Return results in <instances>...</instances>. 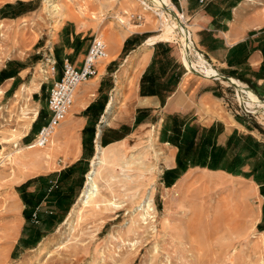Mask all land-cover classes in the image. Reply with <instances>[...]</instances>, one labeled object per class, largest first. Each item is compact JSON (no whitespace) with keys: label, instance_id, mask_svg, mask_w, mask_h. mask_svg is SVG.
Segmentation results:
<instances>
[{"label":"rangeland","instance_id":"1","mask_svg":"<svg viewBox=\"0 0 264 264\" xmlns=\"http://www.w3.org/2000/svg\"><path fill=\"white\" fill-rule=\"evenodd\" d=\"M160 12L154 0H0V19H10L0 22V65L24 54L32 70L0 100V264H264V102L224 79L211 110L221 119L207 128L182 116L160 132L156 119L148 128L138 125L141 120L135 128L125 125L132 135L124 143L100 145L108 152L97 167L94 199L81 202L93 156L72 187H56L74 190V198L52 193L16 241L21 223L11 201L13 167L17 158L29 157L21 136L39 118L40 91L46 102L45 86L35 91L31 76L46 67L50 34L68 18L100 23L97 33L107 42L102 60L112 27L153 28V36L166 20ZM132 13L143 19L130 18ZM163 41L183 56L180 30ZM191 48L203 70L207 57L194 56V42ZM224 122L233 128L221 143ZM40 148L30 153L38 156Z\"/></svg>","mask_w":264,"mask_h":264},{"label":"crops","instance_id":"2","mask_svg":"<svg viewBox=\"0 0 264 264\" xmlns=\"http://www.w3.org/2000/svg\"><path fill=\"white\" fill-rule=\"evenodd\" d=\"M172 2L191 26L186 24L197 51L194 56L204 57L201 52L204 53L207 57L204 59L216 71L214 74L221 71L238 79L237 83L242 85L237 84L235 90L255 95L244 83L250 82L264 94V0ZM9 20L3 18L0 22L4 24ZM99 25L89 19L68 18L50 34L44 44L49 54L46 67H42L40 72L36 69L31 76L38 82L35 91L45 86L46 102L42 104L40 91L39 118L21 136V143L31 141L50 119V87L62 75L64 59L69 58L76 67H82ZM154 30L128 31L127 26L112 27L108 35V58L98 62L96 75L79 84L67 117L59 124L52 140L40 148L38 156L26 148L23 152L28 154V159L24 162L16 159L13 167L15 176L11 181V201L18 208L17 216L21 223L16 241L25 222L32 220L33 213L40 216L48 207L46 204L52 193H68L69 197L65 199H73L74 190L67 192L56 187H72L79 168L88 166L91 158L97 157L99 146L124 143L132 135L130 127L135 128L136 122L141 120L143 123L138 125L148 128L156 119L158 132L165 122L181 120L182 116L186 120L203 121L202 124L206 125L203 127L207 128L214 123L217 116L211 110L215 108L214 102L219 101L216 93L224 88L220 82L224 81L223 78L190 71L186 65L191 67L188 60V57H193L191 50V55L189 53L184 61L168 42L158 40L148 44V40L155 36H151ZM53 58L56 60L54 74L49 70L48 61ZM25 60L21 54L10 55L2 61L0 100L12 93L16 82L20 84L32 72L31 65ZM102 121L104 123L100 124ZM232 128L224 122L218 141L224 143Z\"/></svg>","mask_w":264,"mask_h":264},{"label":"built area","instance_id":"3","mask_svg":"<svg viewBox=\"0 0 264 264\" xmlns=\"http://www.w3.org/2000/svg\"><path fill=\"white\" fill-rule=\"evenodd\" d=\"M130 18L142 20L143 14L132 13ZM106 51V40L100 34H95L82 67H76L69 58L64 59L62 75L56 78L50 87L48 106L52 112L51 117L39 128L33 139L25 143L24 146H27V148L44 146L50 141L55 129L66 118L75 100L77 87L79 84L98 73L97 64L102 57L106 56ZM48 61L50 72L54 74L56 70V60L53 58ZM101 123H104V121L100 122V124ZM16 145H18V143ZM34 215L37 217L36 213Z\"/></svg>","mask_w":264,"mask_h":264},{"label":"bare ground","instance_id":"4","mask_svg":"<svg viewBox=\"0 0 264 264\" xmlns=\"http://www.w3.org/2000/svg\"><path fill=\"white\" fill-rule=\"evenodd\" d=\"M154 1L156 2L157 5H159L161 7V12L160 13H161V15H164V14L166 15V20L164 22L162 21L163 23H162V27H161L160 33H158L157 35L151 37L148 40V44H153L154 42H156L158 40H170V39H173V37H175V35H176L177 30H180L181 34L185 38V46H184V49H182L183 59H184V61L187 60V56L189 54V51H187L186 48H187L188 45H190V47H192L193 46L192 45L193 42L191 43V41H190L188 43L186 41L185 26L183 24H181L179 22L178 18L175 16V14L171 12L172 8H174L175 6L171 3L170 0H154ZM180 16H182V15H180ZM189 35H190V38H191V34H189ZM105 55H107V51H106ZM190 55H191V53H190ZM190 58L188 57L189 62L191 60ZM198 63H199V60H196V59L191 60L190 66H194V67L198 68L199 67V64ZM186 66L191 71V67H189L188 65H186ZM202 69L207 74H214V73H216L215 69L213 67L209 66L208 63H202ZM232 80H234L236 82V84L242 85L241 82H238L237 83V80L238 79H235L233 77ZM255 95L260 100L264 101V99H261L256 93H255ZM261 107L264 108V106H261ZM253 111H255V110H253ZM44 146H35V147H44ZM20 151H21V149H19L17 151V153H20ZM107 152L108 151L104 150L101 146H99L98 153H97V157H96V159L92 163V169H91L90 173H88V180H87V183H86V189H85L84 194H83V196L81 198V202L83 203V205L84 204H88L91 200H93L94 197L100 191V185H99L98 181L96 180V176H97V172H98L97 171V167L99 165H101L104 162V160L107 158ZM148 205L150 206V203H148ZM79 210L80 209H77L78 212H79Z\"/></svg>","mask_w":264,"mask_h":264},{"label":"water","instance_id":"5","mask_svg":"<svg viewBox=\"0 0 264 264\" xmlns=\"http://www.w3.org/2000/svg\"><path fill=\"white\" fill-rule=\"evenodd\" d=\"M171 12L174 13L175 16L178 18L179 22L185 26L186 41H187L188 43L191 41V43H192V40H191L190 35H189V34H190L189 29H188V27H186V25L184 24V23H185V20L183 19L182 16H180V13H179V11L177 10V8H175V7L172 8ZM192 45H193V43H192ZM186 49H187V51H189V53H190V50H191L190 45H188ZM189 55H190V54H189ZM190 62H191V60H190ZM191 71H193V72H195V73H197V74H200V75H202V76H208V77H210V76H213V77H221V78H223L224 80H227V81H229L231 84H233V86H235V88L237 87L236 82H235L234 80H232L233 77H232L231 75H229V74H225V73H223V72H221V71H218V72H217L218 74H206L205 72L199 70L198 68H196V67H194V66H191ZM250 89L254 92V89H252L251 87H250ZM255 93H256V92H255ZM261 99H264V98H261Z\"/></svg>","mask_w":264,"mask_h":264}]
</instances>
